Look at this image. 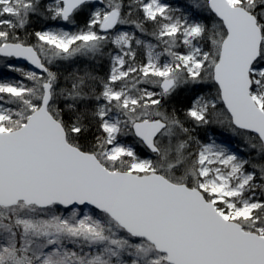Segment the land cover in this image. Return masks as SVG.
<instances>
[{
    "label": "snow or ice",
    "instance_id": "obj_1",
    "mask_svg": "<svg viewBox=\"0 0 264 264\" xmlns=\"http://www.w3.org/2000/svg\"><path fill=\"white\" fill-rule=\"evenodd\" d=\"M0 66V264H264V0H0Z\"/></svg>",
    "mask_w": 264,
    "mask_h": 264
},
{
    "label": "trees",
    "instance_id": "obj_2",
    "mask_svg": "<svg viewBox=\"0 0 264 264\" xmlns=\"http://www.w3.org/2000/svg\"><path fill=\"white\" fill-rule=\"evenodd\" d=\"M179 2L181 3H184L186 6L188 5V0H179ZM48 24H51L52 22H46ZM33 27L35 28H39L40 27V23H35L33 25ZM10 63H13V64H17L15 63V61H10ZM0 74H6V75H10L12 74V76H15V79H20L19 76H17L16 73L14 72H11V71H8L6 68H4L3 66H0ZM203 91H208V89L210 88V86H207V85H203V86H199ZM190 94L184 90L180 93V97L178 98V101L176 103V107L179 109L181 107H187V101L185 99V97L189 96ZM182 115V113H181ZM222 132H226L225 130L217 127V126H209L208 128L206 129H200V130H197L194 134L202 141V142H206L207 138L209 135H214V136H217L219 134H221ZM126 143H130L131 142V138H128V140L125 141ZM231 143H233L235 146H236V149L239 150L242 155H244L245 158H247L248 156V152L247 151H242V149L245 147L242 143V141L237 138V137H233L231 140H230ZM137 151L138 153L142 156V157H147L149 154L144 151L143 149H140L138 146H137Z\"/></svg>",
    "mask_w": 264,
    "mask_h": 264
},
{
    "label": "rangeland",
    "instance_id": "obj_3",
    "mask_svg": "<svg viewBox=\"0 0 264 264\" xmlns=\"http://www.w3.org/2000/svg\"><path fill=\"white\" fill-rule=\"evenodd\" d=\"M165 2L171 4L174 7H179V8H186L187 6L184 3L179 2V0H165ZM182 51V49H181ZM0 78H15V76H12V74L10 75H6V74H0ZM210 137H214L217 142L223 143L225 144L227 147L230 148V150L238 153L242 158H245L244 155H242V153L236 149V146L230 142V140L233 138V136H231L230 133L226 132H222L221 134L214 136V135H209L206 142H209V138Z\"/></svg>",
    "mask_w": 264,
    "mask_h": 264
},
{
    "label": "water",
    "instance_id": "obj_4",
    "mask_svg": "<svg viewBox=\"0 0 264 264\" xmlns=\"http://www.w3.org/2000/svg\"><path fill=\"white\" fill-rule=\"evenodd\" d=\"M15 61V60H14ZM17 64H22L23 62H20V61H15ZM25 67H29L27 65H25Z\"/></svg>",
    "mask_w": 264,
    "mask_h": 264
}]
</instances>
